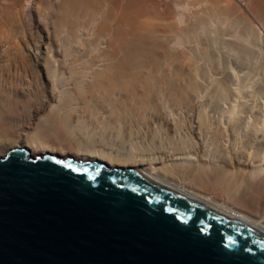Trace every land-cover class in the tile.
Wrapping results in <instances>:
<instances>
[{"label": "bare ground", "instance_id": "obj_1", "mask_svg": "<svg viewBox=\"0 0 264 264\" xmlns=\"http://www.w3.org/2000/svg\"><path fill=\"white\" fill-rule=\"evenodd\" d=\"M253 22L264 0H0V154L120 165L264 234V68L237 83L225 57Z\"/></svg>", "mask_w": 264, "mask_h": 264}, {"label": "water", "instance_id": "obj_2", "mask_svg": "<svg viewBox=\"0 0 264 264\" xmlns=\"http://www.w3.org/2000/svg\"><path fill=\"white\" fill-rule=\"evenodd\" d=\"M0 264H264V234L130 169L13 147Z\"/></svg>", "mask_w": 264, "mask_h": 264}, {"label": "rangeland", "instance_id": "obj_3", "mask_svg": "<svg viewBox=\"0 0 264 264\" xmlns=\"http://www.w3.org/2000/svg\"><path fill=\"white\" fill-rule=\"evenodd\" d=\"M258 25H259L258 23H256V22L254 23V22H253V27L255 26V27H254V28H255V32H257L259 29H260V30L258 31V33H256L258 36L255 35V36H256V41H257V42H256L255 40H252V43H254V44L256 43V44H255L256 47L254 46V44H252V43L250 44L251 47H253L254 50H253V49H252V50H253L254 52H252V55L250 54L249 57H247V58H249V60H250L251 62H250L249 60H247V61L244 60L246 63L241 62L242 64L245 65V67L247 66L246 68H244V70H243V67H242V69H240V68H241V67H240V66H241V63H240L239 61H242V60H243L242 57H241L242 60H241V58H240V59H239V58L237 59V60H238V63H240L239 67H237V66H238V63H237V65H236V64H235L236 62L233 61V59L235 60V58H232V57H233V56H232L233 54L231 55L232 57H230L229 55H227V56L225 55V57H229V58H228V61L232 63V64L230 63V64H231L230 67H231V68L233 67V68H232V70H233L232 77H233V75H234L233 80H235L237 83H240V82H242V81H246V79H247V81H248V77H247V75H248L249 73H251L250 71H252V73H251L250 75L255 76L257 73L260 72V71H259V70H260L259 68H264V65H263L264 63H263V59H262V55H263V52H264V30L262 29V27H261L260 25H259V26H258ZM259 27H261V28H259ZM251 38H253V37L251 36ZM259 45H260V46H259ZM219 53H220V52H219ZM258 53H259V54H258ZM220 54L223 55L222 53H220ZM256 54H257V55H256ZM235 56H236V54H235ZM235 56H234V57H235ZM250 56H251V57H250ZM237 57H239V56H237ZM254 57H256V58H254ZM250 58H251V59H250ZM259 59H260V60H259ZM237 60H236V61H237ZM257 61H258V62H257ZM229 62H227V63H229ZM248 62H249V63H248ZM251 64H252V65H251ZM244 65H242V66H244ZM248 65H249V66H248ZM250 65H251V66H250ZM260 65H262V66H260ZM256 67H257V68H256ZM245 69H246V70L249 69L250 71H249V70L246 71ZM258 69H259V70H258ZM253 70H254V71H253ZM261 70H262V69H261ZM244 71H245V73H244ZM257 71H258V72H257ZM262 71H263V73H264V69H263ZM240 72H241V73H240ZM256 72H257V73H256ZM235 73H236V74H235ZM242 73H243V74H242ZM263 75H264V74H263ZM236 77H237V78H236ZM234 78H235V79H234ZM240 78H241V79H240ZM241 80H242V81H241ZM235 81H234V82H235ZM247 81H246V82H247ZM236 82H235V83H236ZM14 96H15V95L11 94V96H9L8 99H7V101H9V103H8V102H7V103H8V105H10V106H9L10 108H9V110H8V112L10 113L9 116L12 117L11 122H8V123L11 124V125H10L11 128L9 129V130H11V132H9V130L7 129V131H8L7 134H11V135H12L13 133L15 134V131L17 130L16 128H17L18 126H15V125H19L21 122H23V121H22L23 118H24L25 116H26V117H25L24 119L28 118V117H29L28 115H29V113H30V111H28V104H29V103L27 102V99H28V98H26L25 96H22L23 98L26 99V102L28 103V104L25 105V103H24L25 100H23V98L21 99V97L19 96V99L22 101V103L20 102V103H21V105H20V103L18 104V102H17V100H16V99H17L16 96H15V97H14ZM263 97H264V96H262L261 99L264 101ZM10 98H11V99H10ZM10 100H11V101H10ZM262 100H261V101H262ZM263 101H262V102H263ZM11 103H12V104H11ZM15 103H16L18 106H17ZM22 104H24V105H23V108H22ZM19 106H20V110H19V108H18ZM26 108H27V109H26ZM11 112H12V113H11ZM17 112H18V113H17ZM28 112H29V113H28ZM27 113H28V115H27ZM19 118H21V119H19ZM14 119H15V120H14ZM17 119H19V120H21V121H19V120H17ZM16 120H17V121H16ZM15 121H16V122H15ZM17 122H18V123H17ZM13 123H15V124H13ZM87 123H88V125H86ZM12 125L15 126L16 128L13 127ZM82 125H83V123H82ZM83 126H84L86 129H84ZM83 126H82L83 128H82L81 126H80V128H81V130H83V129H84V130H83V131L78 130L77 132H79V131H80L81 133L83 132V133H84V134L82 133L83 135H82L80 132H79V134H80L82 137H83L84 135H86L87 138H90V139H87V140H86V139H84V138H86V136L83 137V141H86V142L88 141L87 143H92L93 140L96 141V142H99V141L102 140L103 142L101 141L100 143H106V142L108 143V141H109V142L111 141V137L113 138V136H114L110 131H108V130H105V131H104L103 129H102V130L100 129V131H99V129H98V131H93V132H92V130H91V123L88 122V121H87L86 123H84ZM88 127H89V129H88ZM86 130H87V131H86ZM90 130H91V131H90ZM88 131H89V132H88ZM90 132H92V133H90ZM100 132H101V133H100ZM106 132H107V133H106ZM86 133H88L91 137H90L88 134H86ZM93 133H94V134H93ZM102 133H103V134H102ZM61 134H62V133H61ZM61 134H59V136H63V135L65 136V134H62V135H61ZM104 134H105V135H104ZM97 135H98V136H97ZM101 135H102V136H101ZM103 135H104V136H103ZM108 135H109V136H108ZM64 136L61 137V138H63V139H60L61 141L64 140ZM95 136H96L97 138H96ZM94 137H95V138H94ZM102 137H103L104 139H103ZM57 138H59V137H57ZM66 138H67V136H66ZM92 138H93V139H92ZM67 139H68V138H67ZM67 139H66V140H67ZM99 139H100V140H99ZM60 140H58V141L60 142ZM66 140H64V142H65ZM91 140H92V142H91ZM112 140H113V142H114V139H112ZM67 141H68V140H67ZM71 141H72V140L69 139L68 143L71 144ZM62 142H63V141H62ZM64 142H63V143H64ZM111 142H112V141H111ZM73 145H75V144H73ZM73 145H72V147H73ZM5 150L7 151L8 149H5ZM4 153H5V151L2 152V153L0 154V156L3 155ZM66 158H71V159H73V157H71V156L66 157ZM80 162H90V160H85V161H80ZM105 166H106V164H105ZM107 167H108V166H107ZM118 167H123V166H120V165H119V166H116L115 168H118ZM109 168H110V167H109Z\"/></svg>", "mask_w": 264, "mask_h": 264}]
</instances>
